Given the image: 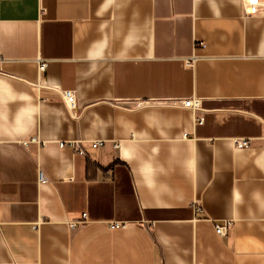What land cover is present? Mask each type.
Here are the masks:
<instances>
[{"label": "crops", "instance_id": "0c3cea01", "mask_svg": "<svg viewBox=\"0 0 264 264\" xmlns=\"http://www.w3.org/2000/svg\"><path fill=\"white\" fill-rule=\"evenodd\" d=\"M0 60V264H264V5L0 0Z\"/></svg>", "mask_w": 264, "mask_h": 264}, {"label": "built area", "instance_id": "2783aa9c", "mask_svg": "<svg viewBox=\"0 0 264 264\" xmlns=\"http://www.w3.org/2000/svg\"><path fill=\"white\" fill-rule=\"evenodd\" d=\"M242 3L243 7V14L244 16H254L257 15L261 9L262 6L264 5V0H255V2H252V0H239ZM200 45L203 46V43L200 42ZM194 61V57H190L188 59H185L184 63L187 66H192ZM1 62V60H0ZM46 63L44 61H40L38 64V70L41 72L45 69ZM61 97L63 102L65 103L68 111L72 116H76V94L73 90H63L60 91ZM133 102V108L135 109H141L147 106H150L155 103H160V104H168L176 107H183V108H188L192 110H197L200 108L201 101L199 98L195 97H186V98H172L168 99L165 101H157V100H145V99H135ZM203 121V117H199L197 122L201 123ZM33 141H36V138H32ZM65 144H70V143H64V142H59L60 146H64ZM100 141H94L92 143V147H97L100 145ZM249 145V140L248 139H236L234 141V146L236 148H245L248 147ZM82 152V151H81ZM39 180H44L43 175L41 172H39ZM87 218V213L84 212L82 213L81 218L79 219H68L67 224L69 228H74L78 223L82 222ZM125 223L121 221H111L109 223V227L111 229H118V228H123L125 227ZM232 221L231 220H223V221H215L213 223L214 231L218 236H224L229 233V231L232 228Z\"/></svg>", "mask_w": 264, "mask_h": 264}, {"label": "snow or ice", "instance_id": "6c2138e0", "mask_svg": "<svg viewBox=\"0 0 264 264\" xmlns=\"http://www.w3.org/2000/svg\"><path fill=\"white\" fill-rule=\"evenodd\" d=\"M252 2H255V0H252Z\"/></svg>", "mask_w": 264, "mask_h": 264}]
</instances>
